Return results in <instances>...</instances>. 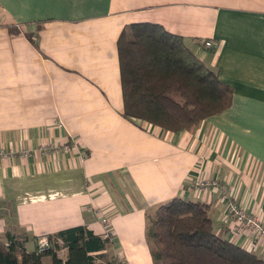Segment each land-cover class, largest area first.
<instances>
[{"label":"crops","instance_id":"obj_1","mask_svg":"<svg viewBox=\"0 0 264 264\" xmlns=\"http://www.w3.org/2000/svg\"><path fill=\"white\" fill-rule=\"evenodd\" d=\"M134 23L182 37L232 88L230 107L177 133L127 119L117 40ZM193 180L264 216V0H0V244L35 252L38 236L83 226L109 241L95 264H154L145 213L181 198L264 259Z\"/></svg>","mask_w":264,"mask_h":264},{"label":"trees","instance_id":"obj_2","mask_svg":"<svg viewBox=\"0 0 264 264\" xmlns=\"http://www.w3.org/2000/svg\"><path fill=\"white\" fill-rule=\"evenodd\" d=\"M123 115L165 131L181 132L230 107L232 88L199 61L182 37L153 23L130 24L117 40ZM145 237L154 264H264L256 253L218 236L209 206L173 198L145 213ZM50 250L26 252L10 240L0 244V264H95L106 248L86 227L48 236ZM61 241L66 248L58 255Z\"/></svg>","mask_w":264,"mask_h":264},{"label":"built area","instance_id":"obj_3","mask_svg":"<svg viewBox=\"0 0 264 264\" xmlns=\"http://www.w3.org/2000/svg\"><path fill=\"white\" fill-rule=\"evenodd\" d=\"M204 45L205 47H210L212 44L209 41H205ZM210 188L218 190L221 200L226 206L225 215L221 219V226L234 236L249 235L255 246L264 247V216L252 214L236 203L226 184H218L209 180H193L190 184V189L193 191H207ZM36 245L37 253H44L50 250L48 236H38Z\"/></svg>","mask_w":264,"mask_h":264}]
</instances>
